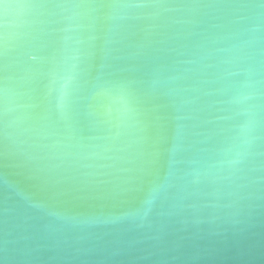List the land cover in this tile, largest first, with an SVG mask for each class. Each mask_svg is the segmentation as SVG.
Listing matches in <instances>:
<instances>
[{
    "label": "water",
    "instance_id": "1",
    "mask_svg": "<svg viewBox=\"0 0 264 264\" xmlns=\"http://www.w3.org/2000/svg\"><path fill=\"white\" fill-rule=\"evenodd\" d=\"M0 264H264V0H0Z\"/></svg>",
    "mask_w": 264,
    "mask_h": 264
}]
</instances>
